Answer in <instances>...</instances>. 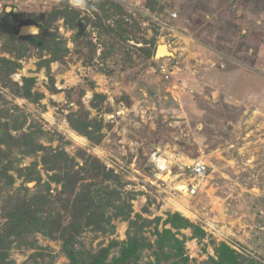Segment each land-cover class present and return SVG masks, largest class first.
I'll list each match as a JSON object with an SVG mask.
<instances>
[{"label":"rangeland","instance_id":"374dc122","mask_svg":"<svg viewBox=\"0 0 264 264\" xmlns=\"http://www.w3.org/2000/svg\"><path fill=\"white\" fill-rule=\"evenodd\" d=\"M0 32V264H264V0H0Z\"/></svg>","mask_w":264,"mask_h":264},{"label":"trees","instance_id":"16d2710c","mask_svg":"<svg viewBox=\"0 0 264 264\" xmlns=\"http://www.w3.org/2000/svg\"><path fill=\"white\" fill-rule=\"evenodd\" d=\"M30 22L27 23H23L24 25H29ZM43 30L40 31L39 34L37 35H30V36H17V31H13L10 33V30L8 32L9 38H7V43L4 45V50L6 53H8L10 55V57H15L16 59H22L24 58L26 55V51L28 50V47L26 46V44H30L33 42H37L38 39H41L43 33ZM2 36L1 32H0V37ZM7 36V35H6ZM10 46V47H9ZM29 55V53H28ZM28 55L26 57H28ZM0 62L3 63H9V60H5L2 59L0 60ZM14 69H12L11 72H13Z\"/></svg>","mask_w":264,"mask_h":264},{"label":"bare ground","instance_id":"6f19581e","mask_svg":"<svg viewBox=\"0 0 264 264\" xmlns=\"http://www.w3.org/2000/svg\"><path fill=\"white\" fill-rule=\"evenodd\" d=\"M72 2H74V3H78L79 2V0H72ZM36 28L35 27H31V26H28V25H24V27H22L21 28V30H20V35H28V34H33V33H36ZM158 52H157V57L158 56H162V55H164V56H169V57H173V54L172 53H170V50H169V48L167 47V45H164V44H159L158 45ZM163 162H162V160H160V166H163V164H162ZM162 178V180L164 181V182H167V181H172L173 180V178L171 177L170 178V173L168 172V173H165V174H163V176H161ZM186 191V190H185ZM184 197H185V195H184ZM185 199V198H184ZM185 202V201H184ZM187 202V201H186ZM186 206H185V203H184V205H179V208H181L180 210H183V211H186V208H185Z\"/></svg>","mask_w":264,"mask_h":264},{"label":"built area","instance_id":"2783aa9c","mask_svg":"<svg viewBox=\"0 0 264 264\" xmlns=\"http://www.w3.org/2000/svg\"><path fill=\"white\" fill-rule=\"evenodd\" d=\"M173 17H176L175 14L173 15ZM263 43H264V40H263ZM159 69H160V73L162 74V76H165L166 78H168V73H169L168 67L165 65H161ZM203 169L204 168L202 165H195L194 167V171L198 173L202 172Z\"/></svg>","mask_w":264,"mask_h":264},{"label":"water","instance_id":"95a60500","mask_svg":"<svg viewBox=\"0 0 264 264\" xmlns=\"http://www.w3.org/2000/svg\"><path fill=\"white\" fill-rule=\"evenodd\" d=\"M28 26L35 27V28L37 29L36 33H37L38 30H39V29L37 28V26H35V25H33V24H29ZM22 27H24V26L22 25V26L19 27V30H18V35H19V36H30V35H35V34H36V33H33V34H28V35H20V30H21ZM156 56H157V53H156Z\"/></svg>","mask_w":264,"mask_h":264}]
</instances>
